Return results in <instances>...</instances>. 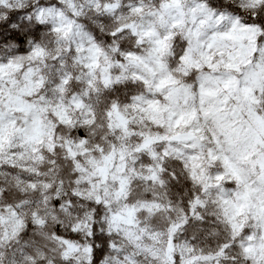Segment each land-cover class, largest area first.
Here are the masks:
<instances>
[{
  "label": "snow or ice",
  "instance_id": "obj_1",
  "mask_svg": "<svg viewBox=\"0 0 264 264\" xmlns=\"http://www.w3.org/2000/svg\"><path fill=\"white\" fill-rule=\"evenodd\" d=\"M0 264H264V0H0Z\"/></svg>",
  "mask_w": 264,
  "mask_h": 264
}]
</instances>
